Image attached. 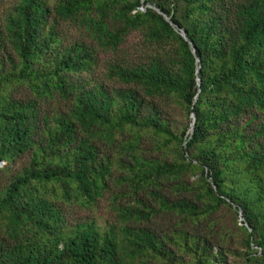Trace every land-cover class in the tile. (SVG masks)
I'll return each mask as SVG.
<instances>
[{
	"label": "trees",
	"instance_id": "trees-1",
	"mask_svg": "<svg viewBox=\"0 0 264 264\" xmlns=\"http://www.w3.org/2000/svg\"><path fill=\"white\" fill-rule=\"evenodd\" d=\"M0 264H264V0H0Z\"/></svg>",
	"mask_w": 264,
	"mask_h": 264
},
{
	"label": "water",
	"instance_id": "water-1",
	"mask_svg": "<svg viewBox=\"0 0 264 264\" xmlns=\"http://www.w3.org/2000/svg\"><path fill=\"white\" fill-rule=\"evenodd\" d=\"M181 33H182V35H183L184 37H186V32H185L184 30H182ZM192 47H193V44H192ZM193 49H194V47H193ZM199 82H200V80H199ZM193 128H194V122H193L192 125H191V131H193ZM240 219H241V220L244 219V217H243V215H242L241 213H240Z\"/></svg>",
	"mask_w": 264,
	"mask_h": 264
}]
</instances>
